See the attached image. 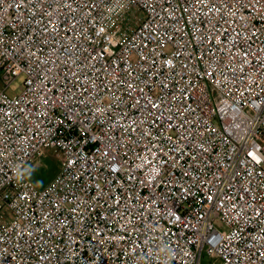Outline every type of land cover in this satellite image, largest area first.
Listing matches in <instances>:
<instances>
[{"label":"built area","instance_id":"1","mask_svg":"<svg viewBox=\"0 0 264 264\" xmlns=\"http://www.w3.org/2000/svg\"><path fill=\"white\" fill-rule=\"evenodd\" d=\"M0 72V264H264V0H0Z\"/></svg>","mask_w":264,"mask_h":264},{"label":"rangeland","instance_id":"2","mask_svg":"<svg viewBox=\"0 0 264 264\" xmlns=\"http://www.w3.org/2000/svg\"><path fill=\"white\" fill-rule=\"evenodd\" d=\"M128 18L133 23V26H136L145 18V14L139 9H134L130 10L128 13ZM23 81V76L17 78L14 83L10 85L7 91L8 94L14 95L18 93L22 88ZM1 88H3V84L1 83L0 79V89ZM61 167V152L58 149H50L46 150L42 156L33 159L27 168V172L33 181H35L40 186H44L48 184L56 176V174H58ZM8 216L10 217L8 220L11 221L13 219V213L10 211ZM201 264H220V262L216 259H211L210 257L204 256Z\"/></svg>","mask_w":264,"mask_h":264},{"label":"trees","instance_id":"3","mask_svg":"<svg viewBox=\"0 0 264 264\" xmlns=\"http://www.w3.org/2000/svg\"><path fill=\"white\" fill-rule=\"evenodd\" d=\"M132 28H133L132 23H130V24L128 25L127 30L129 31V30H131Z\"/></svg>","mask_w":264,"mask_h":264}]
</instances>
